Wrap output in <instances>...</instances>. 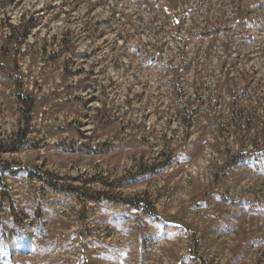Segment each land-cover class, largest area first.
Returning <instances> with one entry per match:
<instances>
[{"label":"rangeland","instance_id":"rangeland-1","mask_svg":"<svg viewBox=\"0 0 264 264\" xmlns=\"http://www.w3.org/2000/svg\"><path fill=\"white\" fill-rule=\"evenodd\" d=\"M17 140L0 264H264V0H0V144Z\"/></svg>","mask_w":264,"mask_h":264},{"label":"trees","instance_id":"trees-1","mask_svg":"<svg viewBox=\"0 0 264 264\" xmlns=\"http://www.w3.org/2000/svg\"><path fill=\"white\" fill-rule=\"evenodd\" d=\"M15 31V29H13ZM214 31V30H213ZM211 32V31H210ZM31 104V102L29 103ZM23 143L22 140H17L16 142H12L10 144H0V154L5 152H14L17 151L19 145ZM1 161V160H0ZM1 164H5L2 162ZM11 174H15L16 172L23 169L26 172V175L29 178L36 179L37 181L41 182L43 185L47 186L49 189L57 192V193H64L66 195H71L77 198L79 201L85 202H102V201H110L115 204H124L129 207L139 209L144 212L154 213L153 208L146 202L143 198L139 197H122L120 195L111 194L110 192H106L104 190H92L90 188H83L81 185L73 184V182L68 181L69 179L63 178L64 181L60 182L57 179V175L49 171H32L27 168H12L7 166ZM22 170V171H23ZM146 171H137L136 174H144ZM153 172V169L151 170ZM134 179V176H133ZM125 181V182H124ZM127 177H123L119 181H113L110 183L113 187H120L121 185L127 184L132 182ZM12 210V209H11ZM15 223L19 221L16 218L15 213L13 212Z\"/></svg>","mask_w":264,"mask_h":264}]
</instances>
